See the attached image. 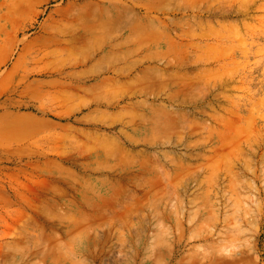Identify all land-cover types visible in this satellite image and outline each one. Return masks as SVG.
<instances>
[{"label":"rangeland","instance_id":"obj_1","mask_svg":"<svg viewBox=\"0 0 264 264\" xmlns=\"http://www.w3.org/2000/svg\"><path fill=\"white\" fill-rule=\"evenodd\" d=\"M0 264H264V0H0Z\"/></svg>","mask_w":264,"mask_h":264},{"label":"bare ground","instance_id":"obj_2","mask_svg":"<svg viewBox=\"0 0 264 264\" xmlns=\"http://www.w3.org/2000/svg\"><path fill=\"white\" fill-rule=\"evenodd\" d=\"M160 245L159 241L157 240V243H156V247H158Z\"/></svg>","mask_w":264,"mask_h":264}]
</instances>
